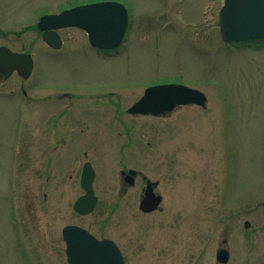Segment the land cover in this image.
Wrapping results in <instances>:
<instances>
[{
	"label": "rangeland",
	"instance_id": "1",
	"mask_svg": "<svg viewBox=\"0 0 264 264\" xmlns=\"http://www.w3.org/2000/svg\"><path fill=\"white\" fill-rule=\"evenodd\" d=\"M97 1L0 0V45L33 59L28 80L0 83V264H68L61 231L73 224L113 240L125 264H220L221 249L225 264H264V42L222 41L223 0H117L131 24L108 57L78 31L60 32V50L34 31L44 14ZM164 83L206 106L126 112ZM59 94L73 99L46 101ZM85 162L98 203L79 216ZM129 169L159 181L160 211L140 213L139 178L118 192Z\"/></svg>",
	"mask_w": 264,
	"mask_h": 264
},
{
	"label": "water",
	"instance_id": "2",
	"mask_svg": "<svg viewBox=\"0 0 264 264\" xmlns=\"http://www.w3.org/2000/svg\"><path fill=\"white\" fill-rule=\"evenodd\" d=\"M218 25L224 42H248L264 39V0H224L218 14ZM128 26V13L118 2H100L64 10L58 15H44L37 23L42 33V41L53 49L61 46V39L55 30L77 27L87 33L89 44L97 49L109 50L121 46ZM33 61L28 54L11 52L0 47V69L10 75L17 71L24 79L29 78ZM207 99L204 93L180 84H161L147 88L143 96L132 105L128 113L133 115L159 116L169 113L177 106H199L204 108ZM126 172H121L125 175ZM135 171L130 170L126 180L131 181ZM95 173L91 165H83L80 187L84 195L73 204V210L80 215L90 214L97 198L93 192ZM148 182L140 209L149 213L157 210L161 197L157 196ZM248 228L249 223L245 222ZM66 243L68 264H124L117 246L110 240L97 241L87 231L75 226L62 230ZM229 253L221 249L216 260L221 264L228 262Z\"/></svg>",
	"mask_w": 264,
	"mask_h": 264
},
{
	"label": "flooded vegetation",
	"instance_id": "3",
	"mask_svg": "<svg viewBox=\"0 0 264 264\" xmlns=\"http://www.w3.org/2000/svg\"><path fill=\"white\" fill-rule=\"evenodd\" d=\"M100 2H118V3H120L119 1H117V0H100V1H97V2H90V3H79V4H75V5H72V6H70V7H68V8H65V9H62V10H60V11H57L56 13H50V14H44V15H58V14H60L62 11H64V10H69V9H72V8H74V7H78V6H83V5H87V4H92V3H100ZM223 2H224V0H223ZM122 4V3H121ZM123 5V4H122ZM127 9V8H126ZM127 13H128V10H127ZM44 15H42V16H44ZM40 18V17H39ZM39 18H38V20H39ZM38 20H37V22L35 23V25L33 26V28H34V31H36L37 32V34L39 35V37H40V39L42 38V33L37 29V23H38ZM130 24H131V21H130V16H129V13H128V26H127V30H126V33H125V38H126V36H127V34H128V31H129V27H130ZM64 30H75V31H78L79 33H82L83 35H85V37H86V42H87V44L89 45V42H88V36H87V33L85 32V31H83L82 29H80V28H77V27H68V28H61V29H57V30H55V33L59 36V38L61 39V46H60V48H58V49H53V48H51V47H49L48 45H46L45 43V45H46V47L48 48V49H50V50H60L62 47H63V45H64V40H63V38H62V36H61V31H64ZM124 41H125V39H124ZM124 41H123V44H124ZM43 42V41H42ZM263 42H264V40H263ZM262 42V43H263ZM123 44L121 45V46H119V47H117V48H115V49H109V50H101V49H97V48H94V47H92V46H90L89 45V47L90 48H92L93 50H95V52L98 54V55H102V56H106V57H108V56H110V55H112L113 53H117L118 51H119V49L123 46ZM0 47H6V46H4V45H0ZM6 48H8V47H6ZM11 52H13V53H18V54H22V53H26V54H29V53H27V52H15V51H12L10 48H8ZM33 71V70H32ZM31 74H32V72H31ZM13 75H16V76H18L21 80H28V78L27 79H24V78H22L21 76H19V74H18V72L15 70V71H13L10 75H8V73H3V71H1V69H0V83L1 82H3V81H6L8 78H10L11 76H13ZM31 76V75H30ZM164 84H170V83H164ZM172 84V83H171ZM21 92H22V95L24 96V97H26V91H25V89L22 87V89H21ZM52 98H55V99H59L60 101L61 100H64V99H70V100H72L73 99V96H71V95H69V94H59V95H48V96H46V101H49V100H51ZM77 98V97H76ZM178 107H181V106H177V107H175L174 108V110L176 109V108H178ZM197 107V106H196ZM128 110L129 109H127V113H128ZM173 110V111H174ZM173 111H171V112H169V113H166V114H162V115H159V116H166V115H168V114H170V113H172ZM129 114V113H128ZM159 116H156V117H159ZM130 170H132V169H129V170H122V171H120V173H119V193L120 194H126L127 193V191L129 190V189H131V188H134V187H136V185H137V183H138V178L141 180V182L143 183V186H142V188H141V196H140V200H139V202H138V209H139V211H140V213L141 214H143V215H150V214H152V213H154V212H156V211H160L161 210V208H160V205L158 206V208H157V210H154L153 212H149V213H146V212H143L141 209H140V204H141V201L143 200V197H144V194H145V191H146V189H147V184H148V182H150L152 185H151V187H152V190H153V192L157 195V196H160L161 197V195L159 194V193H157L156 192V189L158 188V186H159V181H150L149 179H147L145 176H143V175H141V173L140 172H138V171H135V170H133V171H135V174L133 175V176H131V181L130 180H126V176H127V174H128V172L130 171ZM121 172H126L125 173V175H122L121 174ZM161 202H162V197H161ZM97 203H98V201H97ZM97 206V205H96ZM94 210H95V208H94ZM93 210V211H94ZM77 214V213H76ZM91 214V213H90ZM90 214H88V215H90ZM77 215H79V216H88V215H80V214H77ZM67 226H75V227H78V228H80V229H83V230H85V231H87L91 236H93L95 239H97V240H99V241H102V240H111V239H98V238H96L87 228H85V227H83V226H81V225H67ZM61 238H62V241H63V243H64V253H65V256L67 257V254H66V250H67V246H66V243H65V241L63 240V237H62V231H61ZM112 242H114L113 240H111ZM115 243V242H114ZM115 245L117 246V244L115 243ZM118 247V246H117ZM118 249L120 250V252H121V249L118 247ZM121 254H122V252H121ZM122 256H123V254H122Z\"/></svg>",
	"mask_w": 264,
	"mask_h": 264
}]
</instances>
